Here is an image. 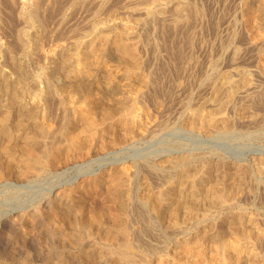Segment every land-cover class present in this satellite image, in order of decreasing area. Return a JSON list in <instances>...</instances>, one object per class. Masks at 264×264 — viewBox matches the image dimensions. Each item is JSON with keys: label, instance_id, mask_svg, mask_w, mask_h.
<instances>
[{"label": "bare ground", "instance_id": "obj_1", "mask_svg": "<svg viewBox=\"0 0 264 264\" xmlns=\"http://www.w3.org/2000/svg\"><path fill=\"white\" fill-rule=\"evenodd\" d=\"M55 1L0 0V32L8 33V29L12 28L14 14L19 21L25 19V25L21 28L18 37L20 40L24 38L28 46L32 44L34 50L38 51V55H40L53 80L52 84L50 82L41 84L42 87L39 89L29 86L23 65L16 63L11 56L14 46L18 44L11 42L12 39L0 43V57L3 56V60H0V180L13 172L16 176H27L40 170L60 166L72 155H87L91 151L95 139L97 140L95 146L105 149L110 145L120 144L122 134L132 133L134 136H151L156 129L164 124L157 119L149 120L147 117V115L153 114L146 108V105H143L145 104L143 103L146 99H143L145 95L149 97L152 111L154 109L158 112L164 106L165 97L176 99L180 97L181 92L191 88L196 91L195 88L198 87L197 92L199 96L201 94V97L197 98L195 103L188 97V102L180 110L178 117L193 130L212 138L213 136L217 138L216 136L220 134L234 132L237 129H245L254 123L258 124L259 121H262L264 127L263 108L259 109L258 107L259 111L255 112L253 107L254 111H249L257 98L258 85L248 70L236 66L242 51H240V46L234 47L232 45L235 34L232 33L233 36L229 34L231 37L227 39H224L227 35L220 37V34L217 33H214L215 35L211 38H208L207 35L206 38L203 34L195 35V31L189 30L188 26L192 25L191 21L194 16L196 28L200 26L199 29H202L201 21L204 20L205 13L211 15L215 13L216 1L211 0L206 4L204 0L207 5L205 11L200 6L192 5L190 0H134L130 8L131 14L129 13L131 18L129 21L132 24L120 20V22L117 20V23H111L107 16L96 21L91 20L90 25L92 27L90 29L93 37L89 40L79 41L74 33L71 34V37L69 36L67 44L58 43V41L56 44L53 43L55 26L62 22L63 15L62 18L60 15L66 11V6L61 5L64 0H57L56 3ZM104 1L96 0V4H101ZM239 3L242 4L243 14L246 18V29L244 36H242L246 43L245 49L246 51L261 49L264 45V37L260 35L264 29L262 26L264 22V0H239ZM235 6V9L239 8ZM194 11L197 15L194 14ZM232 13L235 14L234 11ZM237 14L239 15V13ZM85 17L87 18V16ZM71 18L73 19V17ZM148 19H155V26L159 24V29L163 34H156V38L152 39L150 36H143L142 33L138 32L136 28L143 23L145 24ZM238 19L240 20V18L236 19L237 24L239 23ZM254 21L257 22L256 25ZM16 23L18 22L15 21L14 24ZM100 23L103 24L99 26ZM21 24L23 25V23ZM90 25L87 24L88 27ZM213 25L218 28L217 23ZM184 26H187L185 29L188 30L184 31ZM222 26L225 27V25ZM151 27L153 28V26ZM148 28L150 29V27ZM230 30L229 32H231ZM65 31L67 32V30ZM9 34L8 36H11ZM63 39L64 37L62 42ZM71 45L77 51L74 54L65 52L67 47ZM18 46L20 49V45ZM8 60L13 62V67L16 71L18 70V78L15 81L8 78L3 64H1L2 62L7 64ZM227 67L231 68L226 69ZM114 69H118L120 76L128 80L127 87L121 86L124 83L120 87L115 85L114 73L118 71L115 70L116 72H114ZM263 69L264 64H258L255 70L261 72ZM59 72L63 75V82L58 79ZM168 73L175 76L176 81L166 82L164 75ZM252 74L254 75V73ZM262 76L264 77V75ZM179 77L184 80H178ZM26 96L30 97L29 100H26ZM76 96L88 102L81 107L76 106L74 104ZM57 101H68L70 108V114L65 118L63 116L59 128L54 127L53 123H48V117L54 111H51L52 107L54 108L53 104L55 105ZM17 109L20 112L15 114ZM61 127L62 129H60ZM58 130H62L64 140L55 136ZM258 160L264 166V156L259 157ZM226 165L228 164L225 158L212 162L204 156H195L191 152L175 155L161 153L153 158H145L144 161L132 162L131 166H134L136 173L134 171L129 172L126 165L119 167L122 173H125L128 181L124 191L120 189L125 181L118 175V167L110 172L101 169L81 173L71 180L75 186L70 189V192L81 190L87 195L90 192L87 204L85 202L80 203L75 213L76 217L72 219L69 212L56 210L57 205L51 202L48 206L51 210L47 215L49 216V223L54 228L57 225L62 227L66 220L72 224L82 225L87 230V236L95 235V237L110 244L107 252L115 258L114 264H135L134 261L139 262L140 260L132 259L133 252L141 248V245H144L147 240L140 242L143 244L139 245L137 244L139 240L143 241L139 236L141 239L134 243L133 238L135 237H133L134 232L130 224L129 210L154 209L160 219L164 218L168 213L167 209H170L169 218L173 223L172 225L177 227L182 211L189 213L190 209H231L237 202L236 196L242 192L241 186H244L239 183L243 179V170L249 171L253 165L246 167L244 163H239L235 177L229 173L230 171H224L221 175L216 174L219 177L214 174L215 170H221ZM141 170L150 176L151 182L136 178ZM235 179L238 181L236 180V182ZM68 182L70 181L66 183ZM63 191L65 190L58 188L56 196H59ZM243 191L246 192V190ZM248 199L251 201L250 198ZM78 214L81 215L80 218L77 216ZM152 220L153 218L148 215L146 219L148 224H152ZM185 220L182 221L185 222ZM242 221L239 226L243 231L242 234H237L230 241V245L239 253V256L235 259L224 256L221 262L219 260L220 264H258L259 253H254L252 250L250 252L249 244L262 239L261 235L254 232L253 229H245L246 226L242 224L244 223ZM172 227L169 228L172 229ZM139 228L138 230L141 231L142 228ZM167 233L169 232L167 231ZM186 244L188 246V242ZM261 244L263 243L261 242ZM213 245L217 248L215 242ZM212 246L208 245V248ZM157 247L160 246L157 244ZM258 247L260 248V246ZM213 248L216 250L215 247ZM217 250L219 253L221 248ZM83 251L89 256L93 254L92 249H83ZM207 251L215 252L209 249ZM175 253L176 251L173 252V254ZM217 253L215 252V254ZM139 255L137 254V256ZM97 258L100 259V257ZM99 259H97L98 262H100ZM104 264L106 263L104 262Z\"/></svg>", "mask_w": 264, "mask_h": 264}, {"label": "rangeland", "instance_id": "obj_2", "mask_svg": "<svg viewBox=\"0 0 264 264\" xmlns=\"http://www.w3.org/2000/svg\"><path fill=\"white\" fill-rule=\"evenodd\" d=\"M190 1L192 5L198 7L200 6L204 8V10L206 11L205 8L207 7L206 4H208L211 0H205L206 4L204 3V0H199L200 2L198 0H190ZM213 1L217 2L215 13L213 15H211L210 13H205V18L204 20L201 21L202 29L201 28H200L201 30L199 29L200 26L199 27L197 26L196 28L195 26L196 18L194 16L193 20L195 21V23L193 20L191 21L192 25L188 26L189 30H191L192 32L195 31L194 32L195 35L203 34L205 37L208 35L207 36L208 38L213 37L215 35L214 33L220 34V37L227 35L226 38L224 37V39H227L231 37L230 35L233 36V34H235L233 36L234 40L232 39V45L234 47L240 46L239 47L241 49L240 51H242V53L238 58L239 60L237 61L236 66L248 70L251 73L252 79L258 85L257 98L254 101L255 103L253 102L254 105L252 104L249 111L255 110L256 112L259 111L260 108H263L264 110V77L262 76L264 75V69L261 70V72L255 70L257 69L258 64L259 65L264 64V56H263L264 45H262L261 49L246 51L245 49L246 43L245 40L242 38V36H244L243 34L245 33L244 30L246 29V21H245L246 18L245 15L243 14L244 10L242 9V4L239 3V0H234V1L213 0ZM219 1L222 3H220ZM133 3L134 0H123V1L105 0L101 4H96V0H67V1L64 0L61 5L64 7L66 6L65 7L66 11L64 10L65 12H63V14L60 15L61 18L63 15L62 22L59 23V25L55 26L56 30H55L54 38L56 40L54 39L53 43L56 44L57 41L58 43H66L71 37V34L74 33L79 41L91 39L93 37V34L91 35L92 31L90 29L92 27L90 25L91 22L96 21L97 19L98 20L102 19L105 16L109 17L110 19L109 22L111 23H117L120 20L121 22L126 21L127 23L132 24L131 21H129V19H131L130 8ZM232 5L234 6L236 5L237 7L236 6L235 7L236 8L239 7V8L235 9L234 6ZM62 6L60 7L62 8ZM100 6L102 7L99 8ZM74 9L78 13H76ZM228 10L230 13L228 12ZM105 11L107 12L106 14L104 13ZM233 11L235 14L232 13ZM225 12L228 13L226 14ZM237 13H239V15ZM194 14L197 15L195 11ZM231 15L233 16L231 17ZM14 16L15 17L13 18L14 20L11 25L12 28L8 29V33L7 32L3 33L2 31L0 32V40H1L0 43H4L5 41L12 39L11 42H14L16 45L17 44L20 45L21 47L20 49L18 45L14 46V51L11 53V56L16 63L23 65L22 67L24 72L26 73L27 82L29 86H31L32 88L39 89L42 87V85H44L43 83L50 82V84H52L53 80L48 73V69L44 66L43 60L41 59L40 55H38V51L34 50L32 44H29L30 46L29 47L26 44L27 42L25 41L24 38L21 37L22 39L20 40V38L18 37L20 36L19 34L21 32L20 31L21 28L25 25V21H24L25 19L19 21L16 14H14ZM85 16H87V18ZM71 17H73V19ZM237 18H240V20L238 19L239 20L238 24L236 20ZM223 19L224 22H222ZM154 20L148 19L149 22L146 20L147 22L145 24L144 23L141 24L142 26L140 25L141 27L138 26L136 29L138 30V32L142 33L143 36H150V38L152 39L156 38V34L161 35L163 33L159 29L160 27L159 24H156L155 26ZM15 21L18 23L14 24ZM75 21L77 22V24ZM21 23H23V25ZM73 23H75V25H73ZM216 23L218 28H216L213 25ZM254 23L255 25L257 24L256 21H254ZM87 24L90 25V27H88ZM102 24L103 23H100L99 26H101ZM236 24L238 27L236 26ZM222 25H225V27ZM151 26H153V28ZM262 26L264 27V22ZM148 27H150V29ZM186 27L187 26H184L183 29L184 31L188 30L185 29ZM225 28L227 29L225 30ZM60 29L63 30L59 31ZM236 29L237 30L240 29L239 30L240 32L237 31ZM65 30H67V32ZM229 30L231 32H229ZM179 31L180 30H178V32ZM221 31H223L225 34ZM219 32L223 33L224 35ZM9 33L11 34V36H8ZM2 34L7 39L3 38L4 36ZM260 35L261 37H264V29L262 30V34ZM63 37L64 39L62 42ZM31 45L33 48L31 47ZM82 45L85 46L83 43ZM65 52L74 54L77 51L71 45L67 47V50ZM0 60H3V56L0 57ZM240 60L244 62L242 63ZM1 64H3V67L6 71V75L8 76V78L12 81L17 80L18 70L16 71L15 67H13L14 66L13 62H10L8 60L7 64H4L3 62ZM230 68L231 67H227L226 69H230ZM32 70L34 72L36 71L37 72L34 73ZM115 70L116 69H114V72L118 71V69L116 71ZM252 73H254V75ZM58 74H59L58 79L60 80V82H63V75L61 74V72H59ZM168 74L164 75L166 82L169 83L176 81L175 76ZM114 80H116L115 85L119 87L122 83L124 84H122L121 86L123 85H124L123 87L128 86V80L122 78L119 74V71L114 73ZM178 80H184V79L180 78ZM54 85H53V89L55 90ZM197 88L198 87L195 88L196 91H194L193 88H191L185 90L184 92H181L180 97L179 98L177 97L176 99L165 97L164 106L161 109H159L158 112L154 111V109L152 111L151 108L152 105H150L149 97L148 95H145L143 99L145 98L146 99L144 100L143 103L145 104L143 105H146V108L153 114V115H147V117L149 118V120L157 119L160 122H162V124H164L160 126L158 129H156L155 133L151 134V136L148 137H145L144 135L134 136L132 133L127 135L122 134L120 144L116 146L110 145L105 149H100L97 147V145L95 146V142L97 143V140L95 139L94 143L92 142L93 147L87 155L84 156L72 155L67 161H64L60 166L40 170L38 172L28 174L27 176H19V175L16 176V174L13 172L10 175L6 176L4 179L0 180V193H1L0 200L3 201V203H0V264H54V263L55 264H76V263L104 264V262L106 264H109L110 262H111L110 264L112 263L114 264L115 258L112 257L107 252L110 244L98 237H95V235L87 236L86 235L87 230L82 225L72 224L71 222L69 223L66 220L65 221L66 223H64L62 227L59 225L55 226V228L52 227L51 224L49 223V216H47L49 211L51 210L48 208V206L50 205L51 202H53L54 204L57 205L56 210L60 212L63 211L69 212L72 219H74L76 217L75 213L78 205L83 202L87 204V199L90 193L89 192L87 195L84 194V192L81 190L70 192V189L75 186V183H71V180L76 176H78L79 174L88 171L92 172L93 170H101V169H103V171L105 172H110L112 169L118 167L117 169L118 175L122 180L125 181L124 184L120 186V189L124 191L127 188L126 184H128V181H127V177L124 175L125 173H122V170L119 169L120 166L126 165L128 167L127 170L129 172L134 171V173H136L134 166L133 167L131 166L132 162L144 161L145 158H153L156 155H160L161 153H168L175 155L177 153H184V152H191L195 156L196 155L204 156V158L209 159L212 162H217L222 158H225L228 165L223 167V169L221 170H215L216 171V172L214 171L215 175L216 174L221 175V173H223L224 171H228V172L230 171L229 173H231V175H234L233 177H235V175L237 174L236 172L238 171L239 163H244L246 167L251 165L253 166L252 169L249 168V171L247 169L243 170L244 172L243 179L241 180L242 182L239 183H241L240 185H244V186H241L242 192L241 194L236 196L238 198L236 199L237 202L235 206L231 209L230 208L221 209V210L220 209H190L191 211V212L189 211L190 214L188 213V211L187 213L186 211L184 212L182 211L179 217V224L177 225V227H175L176 225H172L173 223L169 218L170 209H167L168 210V213L166 215L167 217L165 216L164 218H160V219L158 218L154 209H130L129 210V214L131 218L130 224L132 227V231L134 232V233L132 232L133 237H135V238L132 237L134 243H137V241L142 238L143 241L139 240V242L137 243L141 245L143 243L140 242H144L145 240H147L144 242V245L146 246L141 245V248H139L138 250L136 249L137 251L134 250L132 259L140 260L139 262L134 261V263L135 264H208V263L214 264L216 262L215 264H220L224 256L232 257L235 259L237 256H239V253L232 247V245H230V241L234 239L237 234L240 233L242 234L243 231L239 226L241 224V221L243 220L242 222L244 223L242 224L246 226L245 229L247 230L253 229L254 232L261 235L262 238L260 239L261 241L257 240L258 242L257 241L251 242L249 244L250 246L249 250L250 252L252 250L254 253L255 252L259 253L258 264H264V224H263L264 223V172H263L264 166H262V164L258 162L259 161L258 158L264 156V127L262 126L261 123L262 121H259L258 124L254 123L245 129H237L231 133L220 134L216 136L217 138H215L214 136L212 138L211 136H207L206 134L193 130L187 123L179 119L178 114L180 110L183 109L186 103L188 102L187 100L188 97L191 98V101L193 103L196 102L197 98L201 97V94L200 96L198 95ZM29 98H30L29 96L28 97L26 96V100H29ZM86 102L88 101L83 98L80 99L79 96H76L74 104L76 106L78 105L79 107H81L85 105ZM55 105L53 104L54 108L52 107L51 109V111L54 110L55 112L53 111L52 114L48 117L49 119L48 123L49 124L53 123L54 125L53 124L51 125H53L56 128H59L62 124L63 120L61 121V119H63V116L65 118V116H68V114H70L69 102L57 101ZM258 107L259 109H257ZM19 112L20 111L17 109L15 111V114ZM143 117H145V115H143ZM56 123L58 124V126ZM60 129H62V127ZM55 136L60 140L62 139L64 140L62 130L60 131L58 130ZM254 172H256L257 174L255 175ZM44 177H47L48 179ZM136 178H138L141 181L151 182L150 176L144 170H141L140 173L136 175ZM236 180L237 179H235V181ZM67 181L70 182L66 183ZM58 188L62 190L64 189L65 191H63L59 196H56V191L58 190ZM253 189L254 191H252ZM243 190H246V192ZM29 197L32 200H29L30 199ZM247 197L250 198L251 201ZM1 205H5V206H1ZM148 215H150L151 218H153L152 224H148L149 222L146 221ZM77 216H79L80 218L81 215L78 214ZM32 218L35 220H33ZM168 219L169 221H167ZM184 219H186L185 222H183ZM187 220L189 221V223H187L188 222ZM162 221L165 223L164 225ZM139 226L142 229H140ZM135 227L137 230L134 229ZM137 227L141 231H139ZM157 227L159 228L158 230ZM169 227H172V229H170ZM166 229L169 233H167ZM217 232L220 234H218ZM205 233L208 234L206 235ZM136 238L138 239L136 240ZM209 239L212 240L210 241ZM243 240L244 239H242V241ZM187 242H188V246L186 244ZM214 242L215 245H217V248L216 246L213 245ZM261 242L263 244H261ZM153 243L155 244L153 245ZM157 244L160 247H157ZM208 245L212 246L211 248L213 250L210 247L208 248ZM258 246H260V248ZM161 247H165V248L162 249ZM213 247H215L216 250L217 249L220 250L221 248V250L219 251V253H217L218 250L217 251L214 250ZM156 248L157 249L161 248V249L157 250ZM83 249L85 250L92 249L93 251L92 256L86 254L85 251H83ZM208 249L211 251H215L218 255L215 254V252L211 253L210 251H207ZM175 251L176 253L173 254V252ZM137 254L140 255L137 256ZM145 256L146 258H148L147 259L148 261L145 260L146 259ZM97 257H100V259ZM210 258L213 260H211ZM97 259H99L100 262H98ZM202 260L204 261L202 262Z\"/></svg>", "mask_w": 264, "mask_h": 264}]
</instances>
